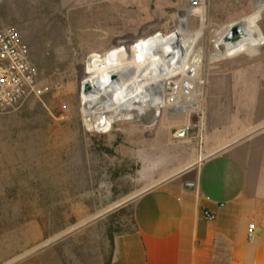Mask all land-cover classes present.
<instances>
[{
    "label": "rangeland",
    "instance_id": "1",
    "mask_svg": "<svg viewBox=\"0 0 264 264\" xmlns=\"http://www.w3.org/2000/svg\"><path fill=\"white\" fill-rule=\"evenodd\" d=\"M63 0H0V29L15 28L44 88L0 114V264H109L135 234L137 196L185 163V114H201L207 83L224 79L209 65L216 31L245 18L256 0H205L199 101L170 110L162 86L154 119H122L106 132L87 131L80 88L92 53L123 47L131 60L174 44L178 18L198 29L190 0H110L104 9L71 8ZM264 32V12L259 23ZM208 66V67H207ZM212 66V69H209ZM205 75V76H204ZM81 106V107H80Z\"/></svg>",
    "mask_w": 264,
    "mask_h": 264
},
{
    "label": "crops",
    "instance_id": "2",
    "mask_svg": "<svg viewBox=\"0 0 264 264\" xmlns=\"http://www.w3.org/2000/svg\"><path fill=\"white\" fill-rule=\"evenodd\" d=\"M224 69L207 83L199 119L185 114L182 169L137 196L135 234L109 264H264V54Z\"/></svg>",
    "mask_w": 264,
    "mask_h": 264
},
{
    "label": "bare ground",
    "instance_id": "3",
    "mask_svg": "<svg viewBox=\"0 0 264 264\" xmlns=\"http://www.w3.org/2000/svg\"><path fill=\"white\" fill-rule=\"evenodd\" d=\"M200 1L198 29L188 28L191 9H185L177 21L181 38L158 53L131 60L125 48L116 47L89 55L80 88L81 111L87 131L106 132L116 120L157 117L160 114L158 96L165 81L177 75L185 77V62L195 57L199 63L194 67L196 74L190 80L189 95L177 90L175 95L170 94L166 105L168 108L177 105L176 109H181L185 104L194 106L199 101L203 54L195 41L205 28V9L203 0ZM263 12L264 0H256L254 11L241 20L244 32L237 41H223L226 28L216 31L215 50L207 60L209 65L241 54H257L264 44V32L259 25Z\"/></svg>",
    "mask_w": 264,
    "mask_h": 264
},
{
    "label": "built area",
    "instance_id": "4",
    "mask_svg": "<svg viewBox=\"0 0 264 264\" xmlns=\"http://www.w3.org/2000/svg\"><path fill=\"white\" fill-rule=\"evenodd\" d=\"M190 3L199 7L201 1L190 0ZM198 63L197 57L192 58L189 62H185V77L177 75L165 81L163 87L167 92L166 101L171 97L170 94L175 95L177 90L189 95L190 80L196 74L194 67ZM43 92L44 88L38 85L37 70L29 58L28 50L19 32L13 27L0 29V114L19 106L30 97H39ZM176 108L177 105H173L168 109L177 110ZM204 216L207 221L213 220L208 213H204ZM253 229L254 223L251 222L249 230Z\"/></svg>",
    "mask_w": 264,
    "mask_h": 264
},
{
    "label": "water",
    "instance_id": "5",
    "mask_svg": "<svg viewBox=\"0 0 264 264\" xmlns=\"http://www.w3.org/2000/svg\"><path fill=\"white\" fill-rule=\"evenodd\" d=\"M241 20L242 19H240L234 23H231L227 26L226 34L223 36L224 42H233V41H237L240 39L241 35L244 32ZM133 118L140 119V118H136V117H133ZM185 132H186V128H181V129L175 131L173 135H174V137L179 138V137H183L185 135Z\"/></svg>",
    "mask_w": 264,
    "mask_h": 264
}]
</instances>
